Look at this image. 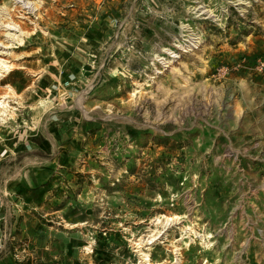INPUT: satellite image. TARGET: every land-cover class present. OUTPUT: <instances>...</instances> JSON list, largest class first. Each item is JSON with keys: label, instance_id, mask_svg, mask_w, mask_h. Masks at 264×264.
Masks as SVG:
<instances>
[{"label": "rangeland", "instance_id": "374dc122", "mask_svg": "<svg viewBox=\"0 0 264 264\" xmlns=\"http://www.w3.org/2000/svg\"><path fill=\"white\" fill-rule=\"evenodd\" d=\"M30 1L19 19L0 0L34 30L6 56L0 188L56 192L0 206V264H135L162 214L181 223L148 245L153 262L178 246L180 264H264V0ZM182 226L211 245L175 242Z\"/></svg>", "mask_w": 264, "mask_h": 264}, {"label": "bare ground", "instance_id": "6f19581e", "mask_svg": "<svg viewBox=\"0 0 264 264\" xmlns=\"http://www.w3.org/2000/svg\"><path fill=\"white\" fill-rule=\"evenodd\" d=\"M11 2L18 8L19 15H17L16 18L26 19L27 16H25V14H29L37 11L38 4H36V2L30 0H11ZM239 4L242 5L240 7V12H245L247 7L251 5V0L250 1L239 0ZM202 7L201 6L194 7L193 9L196 10V12L198 13L197 15L199 16L202 14H209L208 16H211L209 10L199 11ZM30 23L32 22L30 21ZM0 33L2 36V39L0 40V84H1V80H3L7 75H9L14 68L13 64L10 63V61L6 58V56L11 55L12 53L11 49L23 46L24 43L26 42L27 37L31 36L34 33V30L24 31L21 28L20 24L13 19L12 15L7 9V6L1 4ZM186 42L188 43L176 44L174 46L178 49L181 48L180 50L182 52H188L190 50H193L194 48H197L201 40L198 37H192L189 38L188 41ZM163 51L169 54L168 59L162 57L159 58V56H156V61H160L161 66L165 68V67H169L172 64L171 58L176 57V52L170 50L169 48H164ZM159 72L160 70L156 68L155 73L157 74ZM141 86L142 83H138V82L136 83L137 88ZM4 88L7 90L0 94V120H4L7 116H9V109L15 110V107H11L9 105L10 104L9 102L11 101V99L9 98L10 97L9 93L13 92V88L10 84H4ZM137 92H139V90L134 88L132 90V96H134ZM180 219L181 218L176 214L171 216L162 214L160 216L154 217L150 222L151 228L149 229V232L147 234H142L138 239L132 241L134 251L136 252L139 258V260L135 264H162L160 262H153L151 260L148 245H152L157 240H160L169 227L180 224L181 223ZM184 238H187L188 240L184 241L183 240ZM196 238L200 240V244L204 248H208L211 245L210 242L211 235L208 233H199L193 228V226H184V227L182 226V228L180 229V237L176 239L175 242L183 241V245L186 246L187 248L190 245V243H192ZM179 249L180 247L178 246H175V248L173 249L174 256L170 264L181 263L178 253ZM86 250L90 252L91 251L90 246H86Z\"/></svg>", "mask_w": 264, "mask_h": 264}, {"label": "crops", "instance_id": "0c3cea01", "mask_svg": "<svg viewBox=\"0 0 264 264\" xmlns=\"http://www.w3.org/2000/svg\"><path fill=\"white\" fill-rule=\"evenodd\" d=\"M5 156L0 152V161ZM11 183V182H9ZM16 185L13 188H9L8 184L5 188H0V206L2 207L4 202H9L10 197L17 199V203H20L21 206L34 208L39 207L44 204L47 196L52 195L56 192L54 188H25V184L20 182H15ZM54 196V195H53ZM56 199L48 198V200ZM6 204V203H5Z\"/></svg>", "mask_w": 264, "mask_h": 264}, {"label": "built area", "instance_id": "2783aa9c", "mask_svg": "<svg viewBox=\"0 0 264 264\" xmlns=\"http://www.w3.org/2000/svg\"><path fill=\"white\" fill-rule=\"evenodd\" d=\"M256 68L258 71H264V57L259 58L256 62Z\"/></svg>", "mask_w": 264, "mask_h": 264}]
</instances>
